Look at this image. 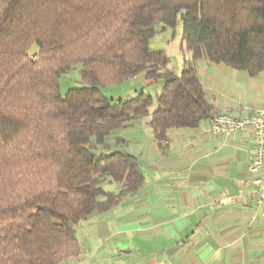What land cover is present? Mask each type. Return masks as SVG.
I'll use <instances>...</instances> for the list:
<instances>
[{"label":"trees","instance_id":"1","mask_svg":"<svg viewBox=\"0 0 264 264\" xmlns=\"http://www.w3.org/2000/svg\"><path fill=\"white\" fill-rule=\"evenodd\" d=\"M179 17L191 61L178 75L150 42ZM202 60L264 72V0H0V264L81 259L76 227L146 183L139 160L109 139L150 118L167 152L170 131L207 123ZM77 65L80 87L63 96ZM141 75L162 82L156 98L102 92Z\"/></svg>","mask_w":264,"mask_h":264},{"label":"crops","instance_id":"2","mask_svg":"<svg viewBox=\"0 0 264 264\" xmlns=\"http://www.w3.org/2000/svg\"><path fill=\"white\" fill-rule=\"evenodd\" d=\"M222 66L199 65L213 113L218 112V86L233 75ZM132 123L121 129L123 136L112 138L117 150L139 160L146 183L94 221L108 254L127 255L129 264H264V203L257 194L240 196L254 191L241 183L252 178V135L216 137L209 120L206 131L204 124L170 131L163 152L153 135H140L143 128ZM116 138L123 141L117 144Z\"/></svg>","mask_w":264,"mask_h":264},{"label":"rangeland","instance_id":"3","mask_svg":"<svg viewBox=\"0 0 264 264\" xmlns=\"http://www.w3.org/2000/svg\"><path fill=\"white\" fill-rule=\"evenodd\" d=\"M184 42V29L181 17L175 28H167L166 30L157 33L151 40L150 46L154 50L164 51L171 59V68L176 74H181L186 62L191 61V54L186 50ZM206 60L199 62L200 68ZM223 65V64H222ZM222 67H228L223 65ZM229 68V67H228ZM233 75L224 76L222 86H218V96L216 97V107L218 112L237 115L243 111L246 114L264 109V72L258 76H251L246 71L229 68ZM80 65L75 66L69 74L61 78V93L64 95L72 88L80 87ZM219 83V82H218ZM162 90V82L151 84L146 80L144 75L135 79L129 80L123 84L112 85L103 88V94L111 100L119 98H137L140 92L151 94L156 98ZM157 108L156 103L151 111ZM150 118L135 121L132 123L135 127H142L144 133H139L142 136L152 137L149 126ZM207 123L201 127V130L206 131ZM146 130V132H145ZM122 130L117 132V136H123ZM121 134V135H120ZM128 136V134H126ZM112 144V150H117L114 144V138L109 139ZM115 186L110 189L113 190ZM98 216L90 221L81 222L77 227V237L85 248L82 260L71 259L62 264H83L90 263V260L85 261L84 257L90 255L96 260L93 264H129L130 258L127 255L118 253V256L112 257L109 255L110 250L107 242L101 238V230L94 221ZM113 246V244H112ZM114 247V246H113Z\"/></svg>","mask_w":264,"mask_h":264},{"label":"built area","instance_id":"4","mask_svg":"<svg viewBox=\"0 0 264 264\" xmlns=\"http://www.w3.org/2000/svg\"><path fill=\"white\" fill-rule=\"evenodd\" d=\"M210 131L216 137L229 138L238 133L252 135L254 151L248 172L250 179H243L242 185L254 188L251 193L241 192L246 198L259 197V203H264V109L246 114L243 111L237 115L228 113H213L210 117ZM232 200H237L233 197Z\"/></svg>","mask_w":264,"mask_h":264}]
</instances>
